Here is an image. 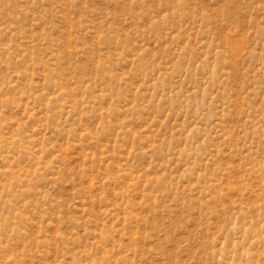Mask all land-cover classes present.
I'll list each match as a JSON object with an SVG mask.
<instances>
[{
  "label": "rangeland",
  "instance_id": "rangeland-1",
  "mask_svg": "<svg viewBox=\"0 0 264 264\" xmlns=\"http://www.w3.org/2000/svg\"><path fill=\"white\" fill-rule=\"evenodd\" d=\"M0 264H264V0H0Z\"/></svg>",
  "mask_w": 264,
  "mask_h": 264
}]
</instances>
